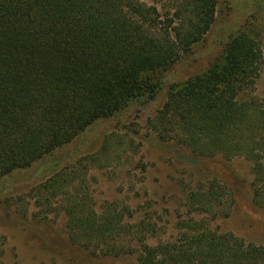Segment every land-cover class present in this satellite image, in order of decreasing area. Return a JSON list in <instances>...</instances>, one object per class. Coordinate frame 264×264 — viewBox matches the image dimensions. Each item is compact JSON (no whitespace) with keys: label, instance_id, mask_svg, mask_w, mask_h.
<instances>
[{"label":"trees","instance_id":"16d2710c","mask_svg":"<svg viewBox=\"0 0 264 264\" xmlns=\"http://www.w3.org/2000/svg\"><path fill=\"white\" fill-rule=\"evenodd\" d=\"M0 0V179L69 143L94 121L129 102L153 98V73L174 64L201 41L217 0ZM263 68L258 38L240 31L220 62L171 83L150 128L201 157H242L250 192L264 208V99L256 83ZM53 173L34 193L50 205L62 196L72 244L113 257L136 253L135 264H264V243L210 227L227 216L231 197L213 180L186 193L178 233L149 244L160 227L150 217L133 223L127 205L97 211L87 193H56ZM200 215V216H196Z\"/></svg>","mask_w":264,"mask_h":264},{"label":"rangeland","instance_id":"374dc122","mask_svg":"<svg viewBox=\"0 0 264 264\" xmlns=\"http://www.w3.org/2000/svg\"><path fill=\"white\" fill-rule=\"evenodd\" d=\"M240 31L261 42L263 68L253 94L264 99V0H217L204 38L174 64L153 73L159 82L153 98L129 102L31 166L0 179V264L136 263V253L92 254L68 240L65 215L58 208L62 196L50 205L35 202L34 193H50L38 186L53 173L65 178L56 193H87L97 211L108 202L127 205L134 214L125 218L127 223L150 217L160 230L149 237V244L175 236L187 212L186 193L213 180L224 187L231 205L229 214L212 219L210 227L264 243V208L251 200L248 161L194 155L175 141L161 140L149 125L166 100L169 85L220 62L226 43Z\"/></svg>","mask_w":264,"mask_h":264}]
</instances>
